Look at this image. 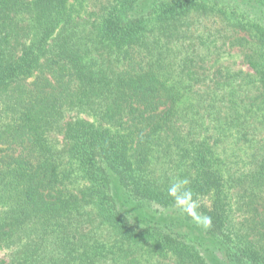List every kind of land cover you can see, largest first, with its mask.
I'll use <instances>...</instances> for the list:
<instances>
[{
  "label": "trees",
  "instance_id": "obj_1",
  "mask_svg": "<svg viewBox=\"0 0 264 264\" xmlns=\"http://www.w3.org/2000/svg\"><path fill=\"white\" fill-rule=\"evenodd\" d=\"M0 264H264V0H0Z\"/></svg>",
  "mask_w": 264,
  "mask_h": 264
},
{
  "label": "clouds",
  "instance_id": "obj_2",
  "mask_svg": "<svg viewBox=\"0 0 264 264\" xmlns=\"http://www.w3.org/2000/svg\"><path fill=\"white\" fill-rule=\"evenodd\" d=\"M189 184L190 181L187 178H174L168 186L167 193L175 205L181 211L188 213L198 226L208 229L212 225V220L210 217L201 216L196 212L198 201Z\"/></svg>",
  "mask_w": 264,
  "mask_h": 264
},
{
  "label": "rangeland",
  "instance_id": "obj_3",
  "mask_svg": "<svg viewBox=\"0 0 264 264\" xmlns=\"http://www.w3.org/2000/svg\"><path fill=\"white\" fill-rule=\"evenodd\" d=\"M236 49H232L230 52H227L224 54L223 58H221V61H229L233 63L235 66H244L245 68H248L247 65H243L242 59L240 56L236 53Z\"/></svg>",
  "mask_w": 264,
  "mask_h": 264
}]
</instances>
